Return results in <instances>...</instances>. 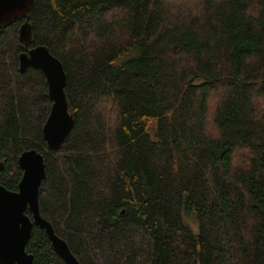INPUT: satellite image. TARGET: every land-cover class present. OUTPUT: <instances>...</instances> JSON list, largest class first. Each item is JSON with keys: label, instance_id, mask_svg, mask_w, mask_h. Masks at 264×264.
<instances>
[{"label": "trees", "instance_id": "trees-1", "mask_svg": "<svg viewBox=\"0 0 264 264\" xmlns=\"http://www.w3.org/2000/svg\"><path fill=\"white\" fill-rule=\"evenodd\" d=\"M168 1L34 0L27 47L74 119L55 151L22 21L0 29V185L41 154V218L79 264H264V0ZM50 244L33 225L32 264H66Z\"/></svg>", "mask_w": 264, "mask_h": 264}, {"label": "water", "instance_id": "water-1", "mask_svg": "<svg viewBox=\"0 0 264 264\" xmlns=\"http://www.w3.org/2000/svg\"><path fill=\"white\" fill-rule=\"evenodd\" d=\"M34 8V0H0V29L20 20L17 40L24 47L18 56L19 71L39 69L45 78L51 110L43 126V138L47 149L57 150L70 133L74 119L68 110L64 92L66 74L61 61L44 46L28 49L32 40L28 14ZM22 176L14 193L0 185V264H32V256L25 251L33 225L41 227L50 245L66 264H79L66 245L54 234L51 225L41 218L38 206L39 188L46 178L44 159L35 150L25 151L18 158ZM31 218L25 214V210ZM123 211L121 212V214Z\"/></svg>", "mask_w": 264, "mask_h": 264}, {"label": "rangeland", "instance_id": "rangeland-1", "mask_svg": "<svg viewBox=\"0 0 264 264\" xmlns=\"http://www.w3.org/2000/svg\"><path fill=\"white\" fill-rule=\"evenodd\" d=\"M172 1H175V0H169L168 2L169 3H173ZM197 1V0H196ZM195 0H187L186 2H183L185 5H187L189 8H191V4L194 3Z\"/></svg>", "mask_w": 264, "mask_h": 264}]
</instances>
